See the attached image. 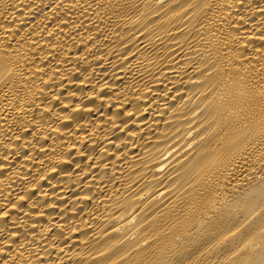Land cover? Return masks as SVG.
Returning a JSON list of instances; mask_svg holds the SVG:
<instances>
[{"label": "bare ground", "instance_id": "bare-ground-1", "mask_svg": "<svg viewBox=\"0 0 264 264\" xmlns=\"http://www.w3.org/2000/svg\"><path fill=\"white\" fill-rule=\"evenodd\" d=\"M264 0H0V264H260Z\"/></svg>", "mask_w": 264, "mask_h": 264}, {"label": "snow or ice", "instance_id": "snow-or-ice-1", "mask_svg": "<svg viewBox=\"0 0 264 264\" xmlns=\"http://www.w3.org/2000/svg\"><path fill=\"white\" fill-rule=\"evenodd\" d=\"M260 264H264V259H262V260L260 261Z\"/></svg>", "mask_w": 264, "mask_h": 264}]
</instances>
